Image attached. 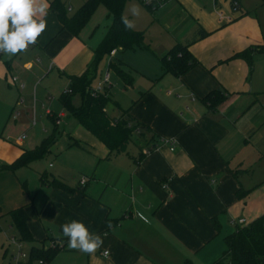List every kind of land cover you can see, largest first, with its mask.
Segmentation results:
<instances>
[{
    "label": "crops",
    "instance_id": "0c3cea01",
    "mask_svg": "<svg viewBox=\"0 0 264 264\" xmlns=\"http://www.w3.org/2000/svg\"><path fill=\"white\" fill-rule=\"evenodd\" d=\"M52 1L48 0L46 30L36 44L11 58L0 53V222L12 228L10 213L24 208L34 237L25 242L30 249L59 245L46 264H212L216 250L219 258L226 249L225 237L238 227L233 219L245 218L248 224L264 214V181L250 172L264 137H257L260 120L253 115L257 97L249 84L250 57L242 54L261 40L254 13L243 0L234 13L217 7L218 0H167L157 18L168 35L159 45L163 52L154 53L160 67L149 61L137 74L119 58L110 60L129 71L133 82L127 85L113 70L130 98L123 108L112 98L111 85L108 95L120 115H110L108 104L106 112L111 118L128 112L146 138L139 142L135 132L125 151L109 156L108 147L89 130L91 137L84 141L69 137L67 158L76 160L77 171L72 177L61 170L54 175L45 171L44 181L40 175L38 187L32 188V164L16 170L8 166L40 145L32 126L38 122L33 119L35 96L44 88L41 80L56 68L70 85L72 76L81 75L94 60L96 49L65 27ZM60 1L67 9V0ZM173 11L172 18L164 19ZM177 43L187 44L198 60L182 76L164 73L160 61ZM119 50L110 55L115 57ZM102 75L98 73L99 81ZM217 89L228 98L212 111L203 98ZM21 104L26 115L12 118ZM53 112L66 117L65 110ZM44 114L55 118L46 109ZM153 144L157 146L151 149ZM73 220L102 237L103 245L93 254L67 246L62 225Z\"/></svg>",
    "mask_w": 264,
    "mask_h": 264
},
{
    "label": "trees",
    "instance_id": "16d2710c",
    "mask_svg": "<svg viewBox=\"0 0 264 264\" xmlns=\"http://www.w3.org/2000/svg\"><path fill=\"white\" fill-rule=\"evenodd\" d=\"M128 0H87L76 13L68 15L65 4L60 0H53L52 5L58 11L60 21L69 27L74 33H78L88 21L92 12L99 3L104 4L113 20L110 24L104 38L95 49V58L87 66L86 70L78 76H72L70 88L71 93H62L61 101L70 114L75 117L87 130L93 133L109 149V156L118 154L126 150L132 141V135L137 132L139 140L143 141L146 137L141 132L140 125L128 113L124 112L119 118H111L105 108L110 101L108 90L93 94L91 88L93 82L98 76V66L103 55L111 53L114 49L125 50L135 48L145 44L143 32L137 30H127L121 22V16L124 14L125 4ZM151 6L150 4H146ZM205 36L206 32L201 31ZM251 48H247L242 54L250 57ZM241 54V55H242ZM164 73H172L175 76H182L195 65L198 60L189 50L187 44L177 43L160 58ZM251 63V57L249 59ZM110 68L121 75L127 85L133 82L129 71L122 68L120 64L110 62ZM79 94L81 102L76 105L73 101V95ZM228 98V93L222 89L209 92L203 102L212 111ZM55 122V118L53 119ZM56 126L57 123L55 122ZM144 137V138H143ZM149 140V139H148ZM151 139L150 141H152ZM148 141V142H150ZM56 142L55 136L46 137L43 142L33 149H27L8 167L12 170L24 166H30L33 162L45 157L50 153L52 144ZM157 144H153L155 148ZM47 177L46 173L41 174V179ZM62 181L54 179L55 185H61ZM245 191H239L243 195ZM12 224L16 227L19 240L22 242H33L34 237L29 229V217L24 208H19L10 213ZM226 249L222 255L212 264H264V214L251 223L238 226L237 229L225 237ZM58 245L52 247H40L33 245L30 249L31 260L44 259L48 262L57 252ZM187 264H192L188 262Z\"/></svg>",
    "mask_w": 264,
    "mask_h": 264
},
{
    "label": "rangeland",
    "instance_id": "374dc122",
    "mask_svg": "<svg viewBox=\"0 0 264 264\" xmlns=\"http://www.w3.org/2000/svg\"><path fill=\"white\" fill-rule=\"evenodd\" d=\"M87 0H67L66 7L69 15H73L78 8L84 4ZM208 1V0H207ZM207 1H203V3H207ZM231 0H218V6H222L226 8L229 12H237L233 10L230 5ZM138 4L140 6L141 12L139 17H133L130 13L127 12L128 8L131 4ZM243 4L245 8L252 11L255 15V19L259 24V30L261 40L258 41L259 44H255L251 47V75L249 77V84H251L252 90L255 92V97H257L255 106L253 108L254 119L260 120V125L257 127V137H264V0H243ZM69 6L71 8L69 9ZM160 6H156L153 4L152 6H147L146 3L142 0H128L125 4L124 14L129 15V19H133L135 21L136 27L135 30L143 32L145 44L141 46H136L135 48H128L122 51H118L115 57H112L109 53L103 55L102 59L99 62L98 73H104L107 70H110L111 75V85L112 91L111 96L113 99H116L120 102L121 106L124 108V104L129 100L130 93L129 90H124L122 79L117 76V74L110 68L109 63L112 58H119L120 60L128 63L130 66L136 68L140 74L139 70H146L149 66V61H151L150 66L152 67H160L159 59L155 56L154 53L160 54L163 52L164 47L159 49V45L162 42L163 38L168 37L163 27L158 26L157 18L158 15H161ZM175 15V11L167 13L164 19H170ZM113 17L109 14L108 9L102 3H99L88 21L85 23L83 28L79 31V38L83 39V41L93 49L101 42L106 31L110 24L112 23ZM154 63V64H153ZM136 74V75H137ZM99 81V77L94 80V83ZM41 85L44 86L41 90L39 89L36 94L37 105L36 111L38 122L32 126L33 129L37 131L36 138L38 140V144H41L46 137L55 136L56 143L52 144V151L48 153L42 159L33 162L31 167L28 168V182L33 188V185L37 188V183L39 177L45 171L50 175H54L57 170H61L62 173L66 177H72L77 171L76 168H79L76 165V160L71 158H67L69 147L68 140L69 137H74L78 140L84 141L85 138L91 137L90 132L75 118L70 116L66 108L64 107L61 96L62 92L65 88H68L70 85L67 84V81L63 75H60L58 70L55 68L47 75H45L41 80ZM127 91V92H126ZM23 97V96H22ZM74 103L78 105L81 102V97L79 94L73 95ZM34 102V101H33ZM31 105V119H33L34 115V103ZM23 104V103H22ZM21 106L20 108L16 107L12 112V118L14 112H18L16 114V118H20L22 115H26V112L23 111ZM109 114L112 116L120 115V108H116L113 101H109L108 103ZM52 109L56 113L65 110L66 117L63 118V122L61 125L56 126L55 122L44 114L45 109ZM111 108H114L111 110ZM116 108V109H115ZM127 108V107H125ZM20 111V112H19ZM23 117V116H22ZM11 118V119H12ZM30 119V120H31ZM13 120V119H12ZM46 136V137H45ZM136 138L137 135H134ZM138 138H136L137 140ZM139 142H141L138 139ZM133 147V144L131 145ZM264 145H261L259 148L260 155L257 161V164L254 166L251 173H255V176L258 177L261 181H264ZM52 163L56 167L48 168V164ZM261 194L264 193L260 191ZM264 199V194L262 196ZM229 227H227L228 229ZM232 228H229V231ZM6 233V235L4 234ZM15 236L17 240H19L18 232L16 227L13 225L12 228H9V224L4 225V222H0V264H13L12 255L17 250V245L13 244L11 238ZM31 244L22 242V249L24 252L29 253ZM223 246V244H222ZM216 247H221L216 245ZM223 248V247H222ZM217 253L215 257L211 260V262H215L220 253V250H216ZM222 252V251H221ZM220 256V255H219ZM210 262V263H211ZM207 264V263H203ZM209 264V263H208Z\"/></svg>",
    "mask_w": 264,
    "mask_h": 264
},
{
    "label": "clouds",
    "instance_id": "9594fccd",
    "mask_svg": "<svg viewBox=\"0 0 264 264\" xmlns=\"http://www.w3.org/2000/svg\"><path fill=\"white\" fill-rule=\"evenodd\" d=\"M48 0H0V53L11 58L35 45L47 27ZM133 17H139L138 4H131L127 10ZM121 22L127 30H134L135 21L122 14ZM62 232L68 238V247L85 254H93L103 245L99 234L89 231L84 223L73 220L62 225Z\"/></svg>",
    "mask_w": 264,
    "mask_h": 264
},
{
    "label": "built area",
    "instance_id": "2783aa9c",
    "mask_svg": "<svg viewBox=\"0 0 264 264\" xmlns=\"http://www.w3.org/2000/svg\"><path fill=\"white\" fill-rule=\"evenodd\" d=\"M142 1H144L146 4H150L151 6L153 4H155L156 6H161L167 0H142ZM231 2H232V7L235 10L240 8L241 0H232ZM113 52L114 51H112V54H113ZM16 80H17V78L13 77V81H16ZM110 86H111V75H110V70H107L106 72L103 73L102 78L100 79V81L94 87L91 88V91H92L93 94L97 95L100 92L109 90ZM71 92H72V89L68 88L63 93H71ZM19 102H22V100L20 99ZM46 112L49 115H52V116L55 117V122L57 123V125L61 124L63 113L55 114L53 112V110L48 109V108L46 109ZM16 114H18V112H16V113L14 112L13 117H16ZM33 123L34 124L36 123V117H34ZM21 138H22V136L19 137V139H21ZM86 181H87L86 177H83L81 179L80 183L82 185H84L86 183ZM231 222H232V224L238 225V226H242V225H246L247 224V221H246L245 218L233 219ZM11 240H12L13 244L17 245V250L12 255L13 264H46V261L44 259H41V258L40 259L31 260L30 252L26 253L22 249V241L17 240L16 238H13V237L11 238ZM58 247H59V245H58ZM105 254H108V252L106 251Z\"/></svg>",
    "mask_w": 264,
    "mask_h": 264
}]
</instances>
